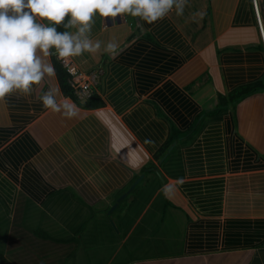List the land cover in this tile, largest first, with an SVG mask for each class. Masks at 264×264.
I'll list each match as a JSON object with an SVG mask.
<instances>
[{
    "label": "crops",
    "instance_id": "1",
    "mask_svg": "<svg viewBox=\"0 0 264 264\" xmlns=\"http://www.w3.org/2000/svg\"><path fill=\"white\" fill-rule=\"evenodd\" d=\"M255 1L261 26L253 0H189L182 16L152 24L94 15L100 49L70 59L81 72L102 68V106L71 98L70 119L42 108L49 87L66 96L57 72L28 96L0 99V215L10 217L0 216V264H264ZM250 85L236 103L220 101ZM16 214L32 228H14Z\"/></svg>",
    "mask_w": 264,
    "mask_h": 264
},
{
    "label": "clouds",
    "instance_id": "2",
    "mask_svg": "<svg viewBox=\"0 0 264 264\" xmlns=\"http://www.w3.org/2000/svg\"><path fill=\"white\" fill-rule=\"evenodd\" d=\"M188 4L189 0H0V99L13 92L28 96L46 77H55L50 58L63 62L100 49L101 41L90 35L94 15L122 18L126 14L152 24L173 10L182 16ZM204 15L197 11L191 19L199 22ZM116 48L113 42L104 45L109 55ZM37 99L42 108L64 118L78 111L57 87H49ZM170 188L165 185L161 191L167 194Z\"/></svg>",
    "mask_w": 264,
    "mask_h": 264
},
{
    "label": "built area",
    "instance_id": "3",
    "mask_svg": "<svg viewBox=\"0 0 264 264\" xmlns=\"http://www.w3.org/2000/svg\"><path fill=\"white\" fill-rule=\"evenodd\" d=\"M253 6L258 18L255 0H253ZM258 23L261 26L259 18ZM262 41L264 46V35ZM57 61L66 74V82L74 98L82 102L88 101L95 94L96 86L103 75L102 68L98 67L88 72H81L70 58L63 62Z\"/></svg>",
    "mask_w": 264,
    "mask_h": 264
},
{
    "label": "trees",
    "instance_id": "4",
    "mask_svg": "<svg viewBox=\"0 0 264 264\" xmlns=\"http://www.w3.org/2000/svg\"><path fill=\"white\" fill-rule=\"evenodd\" d=\"M58 30H63V29H58ZM55 68H56V72L57 75L59 76V83L61 86V89L63 91V93L66 96H69L70 98L74 99L77 102H82V101H78L77 99L74 98V96L72 95V92L69 88V86L67 85L66 82V74L63 71V69L61 68V66L59 64L55 63ZM264 88H261V90H263ZM257 90V86L256 85H250V86H246V87H241L233 92H231L230 94H228L226 97H223L222 100L220 101H224V104L226 103L225 100L229 101L230 103L234 104L237 101H239L240 99H242L243 97L255 92ZM84 105L85 108H89V109H93V108H97L103 105L102 101L94 94L88 101H84ZM222 108H224V105H222ZM4 189V188H3ZM7 215V214H6ZM5 214H1L0 216L2 217L1 223L5 224L10 220L9 216H6ZM19 214L15 215V224H14V228H18L19 226L24 225L25 227L28 228H32L31 227V223L30 221H25L26 217L24 218H20L21 221H18V219L16 217H18ZM3 221V222H2ZM37 232H35L34 234H38L40 233V230H36ZM28 233V232H26ZM33 234V232H31ZM33 234V235H34Z\"/></svg>",
    "mask_w": 264,
    "mask_h": 264
},
{
    "label": "water",
    "instance_id": "5",
    "mask_svg": "<svg viewBox=\"0 0 264 264\" xmlns=\"http://www.w3.org/2000/svg\"><path fill=\"white\" fill-rule=\"evenodd\" d=\"M133 187H134V185L131 186L130 190L133 189ZM128 192H129V191H128ZM124 197H125V195H122L120 198H118L117 201H116V204L110 209V211H111L114 207H116L117 203H118L121 199H123ZM110 223H111V225L113 226V228L115 229L113 223H112V222H110Z\"/></svg>",
    "mask_w": 264,
    "mask_h": 264
},
{
    "label": "rangeland",
    "instance_id": "6",
    "mask_svg": "<svg viewBox=\"0 0 264 264\" xmlns=\"http://www.w3.org/2000/svg\"><path fill=\"white\" fill-rule=\"evenodd\" d=\"M263 47H264V46H263ZM42 224H43V225H41V227H44V229L47 228V227H46L47 224H46V225H44V223H42ZM110 224H111V223H110ZM111 227H113V226L111 225ZM0 228H1V227H0ZM14 235H16V234H13L12 237H13ZM77 236H78V235H77ZM77 236H76V237H77ZM12 237H11V238H12ZM3 239H5V237H4Z\"/></svg>",
    "mask_w": 264,
    "mask_h": 264
}]
</instances>
